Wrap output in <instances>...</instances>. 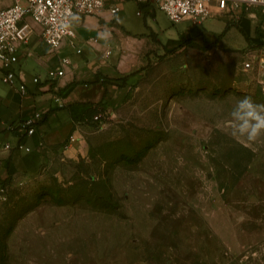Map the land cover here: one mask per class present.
Segmentation results:
<instances>
[{"label":"rangeland","instance_id":"374dc122","mask_svg":"<svg viewBox=\"0 0 264 264\" xmlns=\"http://www.w3.org/2000/svg\"><path fill=\"white\" fill-rule=\"evenodd\" d=\"M120 6L123 26L140 27ZM145 20L164 37L193 25L160 9ZM250 22L217 11L195 22L200 37L150 54L98 107L75 153L5 180L0 264H264V136L229 123L239 99L264 105ZM256 51L263 65L239 71Z\"/></svg>","mask_w":264,"mask_h":264},{"label":"crops","instance_id":"0c3cea01","mask_svg":"<svg viewBox=\"0 0 264 264\" xmlns=\"http://www.w3.org/2000/svg\"><path fill=\"white\" fill-rule=\"evenodd\" d=\"M10 2L7 0L0 7ZM128 2L137 18L143 15L142 24L136 29L121 22L120 5ZM108 3L120 8L114 17L106 7L72 16L74 33L63 39L54 52L47 49L38 35V26L28 19L33 32L17 45V59L12 65L23 79L25 90L18 89V76L9 85L0 69V141L9 145L0 147L2 182L14 177L27 178L56 157L75 153L81 145V133L92 123V107L98 109L119 98L127 81L150 54L176 47L188 38L197 39L203 33L193 23L174 36H161L145 20V16L159 10L151 0H108ZM218 8L216 5L215 10ZM240 19L251 27L252 20L245 16ZM184 20L189 21L184 18L176 23ZM61 56H67L69 63L53 80V88L31 81L34 75L39 79L46 77V70L56 66ZM54 92L58 100L51 96ZM36 110L40 111L38 117L34 116ZM25 119H30L31 133L20 126Z\"/></svg>","mask_w":264,"mask_h":264},{"label":"built area","instance_id":"2783aa9c","mask_svg":"<svg viewBox=\"0 0 264 264\" xmlns=\"http://www.w3.org/2000/svg\"><path fill=\"white\" fill-rule=\"evenodd\" d=\"M108 0H11L7 5L0 7V69L4 80L12 85L13 79L18 76V89L25 90V84L20 74L13 69V63L17 59L16 47L26 41L33 32L30 19L38 26V35L49 51L54 52L63 39L71 37L74 33L70 19L74 15H85L99 11L106 7L112 17L119 11L115 3ZM141 1V0H136ZM160 9L167 19L175 23L187 18L192 23H199L203 18L211 15L210 4L223 3L224 7L216 10L228 18L240 19L247 17L255 22L259 36L258 41L253 42L257 51L264 52V0H151ZM219 9V8H218ZM215 11V12H216ZM256 52L244 53L238 62V70L248 72L259 69L263 64V57ZM56 66L46 70V77L39 79L37 75L31 77L33 83L41 86L54 87L53 80L63 73L65 65L69 63L67 56L58 58ZM264 72V71H263ZM262 72V73H263ZM264 86V75L261 80ZM58 100L56 92L51 95ZM40 111H34L38 117ZM100 112L92 115V119L98 118ZM20 126L25 128L26 133H31L33 127L30 119H25ZM0 147L8 148L6 142L0 141ZM2 161L0 159V167ZM2 181L0 180V197L2 193Z\"/></svg>","mask_w":264,"mask_h":264},{"label":"clouds","instance_id":"9594fccd","mask_svg":"<svg viewBox=\"0 0 264 264\" xmlns=\"http://www.w3.org/2000/svg\"><path fill=\"white\" fill-rule=\"evenodd\" d=\"M230 126L234 136L255 142L264 136V105L254 103L251 97L239 99L230 113Z\"/></svg>","mask_w":264,"mask_h":264},{"label":"bare ground","instance_id":"6f19581e","mask_svg":"<svg viewBox=\"0 0 264 264\" xmlns=\"http://www.w3.org/2000/svg\"><path fill=\"white\" fill-rule=\"evenodd\" d=\"M216 5H218V7H220V6H221V7H224L223 3H218V4H217V3H212V4H210V8L213 9V11H211V15L215 13V11H216V10H215V6H216Z\"/></svg>","mask_w":264,"mask_h":264},{"label":"trees","instance_id":"16d2710c","mask_svg":"<svg viewBox=\"0 0 264 264\" xmlns=\"http://www.w3.org/2000/svg\"><path fill=\"white\" fill-rule=\"evenodd\" d=\"M97 110V108H95V107H92V109L90 110V112H91V115L93 114V113H95V111Z\"/></svg>","mask_w":264,"mask_h":264}]
</instances>
